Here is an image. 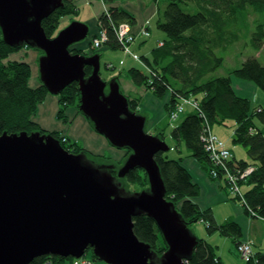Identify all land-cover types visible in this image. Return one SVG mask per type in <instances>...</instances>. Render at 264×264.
Masks as SVG:
<instances>
[{
	"label": "water",
	"instance_id": "95a60500",
	"mask_svg": "<svg viewBox=\"0 0 264 264\" xmlns=\"http://www.w3.org/2000/svg\"><path fill=\"white\" fill-rule=\"evenodd\" d=\"M62 0H0L2 40L34 47L41 85L58 96L77 82L78 109L95 132L115 148L130 150L116 170L95 164L83 153L66 151L59 140L38 130L0 135V264H29L40 256L79 258L88 249L107 264H187L196 236L165 185L155 154L165 140L145 130L146 119L129 108L118 79L101 77L97 53L74 54L88 38L86 23L72 21L52 38L41 21ZM85 66L92 68L86 74ZM135 168L148 177L147 189L126 193L118 178ZM148 215L167 249L160 255L134 233L133 218Z\"/></svg>",
	"mask_w": 264,
	"mask_h": 264
},
{
	"label": "trees",
	"instance_id": "16d2710c",
	"mask_svg": "<svg viewBox=\"0 0 264 264\" xmlns=\"http://www.w3.org/2000/svg\"><path fill=\"white\" fill-rule=\"evenodd\" d=\"M99 1L106 5L98 17L99 30L107 35L103 45L112 50L121 48L115 27L120 23H127L132 27L135 25V18L127 10L116 5L115 2L118 0ZM162 1L165 2V6L160 10L155 23L156 29L164 36L157 39L156 47L152 49V59L148 60L146 56L139 55L143 64L151 68L153 73L149 76L140 69L130 67L127 75L136 87L142 86L145 89L147 88L145 83H148L149 91L151 90L155 97L159 99L169 97L164 102L167 112L174 109L182 98L189 99L196 104L197 107L186 112L181 117V121L171 128V138L176 142H182L190 156L198 160L205 170L212 169L215 173V180L222 182L223 190H227L230 185L226 177V173L229 172L233 176L234 183L241 190L242 196L239 198L237 195L232 196L227 193L228 198L241 203L244 211L251 218L255 216L264 218V132L254 125L255 120L264 125V108L259 105L253 106L247 97L234 92L231 83L232 75L240 80L253 83L264 93V65L258 61L256 56H250L246 57L239 67L229 70L227 75L211 74L223 63V58L215 52L216 49L223 51L233 42L238 41L240 37L238 30L240 15L250 10L264 14V0ZM180 4H191L197 11L186 12ZM77 12L78 7L74 0H62V6L41 21L46 35L52 38L58 29L60 18ZM252 23L253 30L248 37L249 45L254 50H259L264 44V20L255 19ZM142 29L145 31L139 33V37L148 39L151 36L150 28L142 27ZM90 38L92 37L89 36L84 40L91 42ZM135 41L136 38L131 44ZM75 44L72 45L71 52L83 54L81 48ZM31 50L38 51L25 44H20V46L6 44L2 40L0 29V135L3 132L13 134L26 131L30 133L36 130L40 133L50 132L66 151L75 154L83 153L95 164L100 165L96 159L98 156L103 157L101 154L95 156L94 153L84 149L78 141L70 140L58 130H44L38 124L36 118L38 106L49 95V92L44 85H41L39 73L33 70V64L29 60ZM38 52L42 54L41 51ZM85 70L86 74H89L92 68L85 66ZM126 97L129 99V108L138 112L140 99L136 96L127 95ZM78 99L77 82L65 86L57 96L59 105L56 117L63 118L64 110L68 106H73L77 108V113H82L78 109ZM185 106L189 105L183 103V111L180 114L185 112ZM63 121L65 122L66 119ZM88 121L90 122L89 119ZM226 122L231 124V127L234 126L232 142L245 148L249 160L236 159L232 154L231 157L219 163L209 157V151L205 148V126H209L212 130V125L226 126ZM90 124L93 128V123L90 122ZM155 134L164 140L163 128ZM125 152H127L126 159L131 152L129 149H125ZM165 153L166 151L155 154V161L158 163L165 185V197L178 208L185 224L190 226L203 220L207 223L205 229L208 234L216 232L229 237L237 247L242 236L239 224L233 218L217 223L209 207L202 209L199 204L193 202V198L197 197L200 192L198 184L192 181L189 171L182 163V158L171 159ZM249 166L254 169L249 174L240 177L242 171ZM125 179L129 183L141 185L142 189H147L149 185L147 174L140 168L129 171ZM133 226L137 237L149 243L156 253L160 255L167 249L168 246L151 217L148 215L135 216ZM89 256L92 260L97 259L92 250ZM190 256L187 264H223L215 253V247L200 237L196 238L195 247ZM44 260H49L53 264H65L70 257L40 256L31 260L29 264H42ZM247 261L264 264V254L253 252V256Z\"/></svg>",
	"mask_w": 264,
	"mask_h": 264
},
{
	"label": "crops",
	"instance_id": "0c3cea01",
	"mask_svg": "<svg viewBox=\"0 0 264 264\" xmlns=\"http://www.w3.org/2000/svg\"><path fill=\"white\" fill-rule=\"evenodd\" d=\"M96 0H74L75 5L78 7V9H81L83 6H86L87 4L88 9L90 10V17L89 19H85L83 21H88V26L89 28V36L94 37V35L99 31V25L96 24V21L98 17L100 16L101 11L105 8V4H102L99 0L101 9L99 7L93 8ZM81 2V3H80ZM163 2V1H162ZM118 7L123 8L124 10H127L129 13H131L134 18H135V25L132 26L133 32H137V30H140V27H142L143 23L146 22L143 27L144 28H150L149 31L151 32V27H154L156 29V20L158 17V14L160 13V10L162 9V3L160 0H125V1H116L115 2ZM164 3V2H163ZM157 30V29H156ZM158 31V30H157ZM151 34V33H150ZM136 37V43L132 44L135 46V53L141 55V56H146L148 59H152V49L156 47V42L153 44L148 43V39L146 40L145 38L143 39L142 37H139L137 35ZM164 36V35H163ZM91 39V38H90ZM161 39V38H160ZM86 40L77 42L75 46L83 49L86 47ZM80 45V46H78ZM106 51V49H105ZM104 51V52H105ZM264 51V44L263 46L259 49L258 56H261ZM38 54V51H33L29 53V60L33 64H35L37 68V63H36V55ZM120 55V54H118ZM255 57V56H253ZM101 59V58H100ZM126 58L122 59V64L126 63ZM38 61V60H37ZM129 65L127 67L121 66L120 68L117 69V71H114L113 75L118 76V81L120 84V88L122 92L127 96L130 97H139V95H136L135 93H140V101L138 104V108L141 109L142 111H152L154 112L153 115L149 116L150 120V125L149 129H152V127L160 128L161 129L164 127L162 126L164 123V117L167 118V116L164 113V108L161 106L168 100L169 97L165 96L166 100L160 101L161 99L152 96L151 91H147L148 93L145 92V89L140 90V88L136 87L132 81V79L127 75L128 68L134 67L137 69H146V66L141 63L134 61L132 58L128 59ZM137 63L141 65L142 67H136L134 66ZM114 67V66H113ZM123 72V75H122ZM37 73V71H36ZM109 74V77L112 76ZM215 75V74H213ZM227 75V74H226ZM219 76V75H215ZM223 76V75H222ZM231 83L232 87L234 89V92L237 94L247 97L250 100V103L253 106H261L264 108V96H261L259 93H257V88L253 83H250L248 81H243L238 79L237 77H234L231 75ZM259 89V88H258ZM50 99V98H49ZM57 100V96H56ZM52 101V100H51ZM54 102V107L56 102ZM153 102V104H151ZM162 103V104H161ZM148 104H151V107H149ZM59 105V103H58ZM158 106L160 109H158ZM39 107V106H38ZM58 109V107H57ZM57 109H56V114H57ZM157 110L159 114H157ZM192 111L191 106H185V112L179 117H183L186 112ZM156 112V115H155ZM77 113V112H76ZM75 113V114H76ZM55 114V115H56ZM82 114V113H81ZM37 118L38 124L41 126V121ZM168 119V118H167ZM168 123V122H166ZM43 125V124H42ZM176 125V124H175ZM254 125H256L257 128L261 129L264 132V125L260 123L259 121L255 120ZM169 126V125H168ZM174 126V125H173ZM233 126V124H232ZM89 129H91L93 132L95 131L91 124L88 123ZM212 132L220 137L224 142L226 147L230 148L233 157L236 159H243V160H248L249 157L246 156L243 147L231 143L232 137H233V130L234 126L231 128L230 126H224L222 124H215L214 126L212 125ZM227 127V128H226ZM42 128V126H41ZM171 131V128L173 127H166ZM229 129L227 133V139H229V142L227 143V139L223 138V135H226L225 130ZM43 129V128H42ZM46 129V128H45ZM44 129V130H45ZM48 130V129H46ZM50 130V129H49ZM57 130V129H56ZM56 130H50V131H56ZM59 131V130H58ZM158 131H153L154 133L159 132ZM96 133V132H94ZM68 136L71 140V136ZM103 137V136H102ZM105 141H107L105 139ZM174 147H176L177 151L181 152L178 156L174 158H182V163L186 167L187 171H189L191 175L192 181H194L196 184L199 186V194L197 197L193 198V202H196L199 204V206L202 209L210 208L211 211L213 212L215 221L217 223H220L226 219L233 218L235 222H237L240 226V232L242 233V236L240 237V241L245 240V239H250L252 240L253 243V248L252 251L255 252H260L264 254V218L255 216V217H250L247 215V213L244 211V208L241 203H238L237 201H233L227 196V192L221 188V185L218 184L217 182H214L212 180H209L207 177L208 170H205L200 162L198 160H194L187 149H185L183 143L175 142L174 141ZM182 144L184 147V151L180 149V145ZM172 148V146H171ZM88 151L91 150L90 148L87 149ZM94 153V152H92ZM94 154H101V153H94ZM172 158V159H174ZM219 181V180H218ZM190 229L192 234H194L197 238H202L204 239L208 244H211L213 247H215V253L216 250L219 249L218 253L216 255L219 257L220 261L223 262V264H234L237 263V258H240V255L237 253V248L235 244L231 241V238L223 236L219 233H211V234H206L204 231V226L201 222H196L190 225ZM231 242V243H230ZM222 244V245H221ZM222 246L224 248L227 247L226 253L223 252ZM242 260V259H241ZM244 261H247L243 259Z\"/></svg>",
	"mask_w": 264,
	"mask_h": 264
},
{
	"label": "rangeland",
	"instance_id": "374dc122",
	"mask_svg": "<svg viewBox=\"0 0 264 264\" xmlns=\"http://www.w3.org/2000/svg\"><path fill=\"white\" fill-rule=\"evenodd\" d=\"M162 3L161 8L163 9L165 6V2L163 3L162 0H160ZM81 3V2H80ZM92 4H94L93 8L99 7L101 9V6L99 4V2L95 1ZM88 4L86 6H83L81 9H78V12L75 14H72L70 16H62L60 18V22L58 24V29L56 30V33H58L59 31L62 30V28H64L66 25L70 24L72 21H79L81 23H86L88 26V21H83L86 18L89 19L88 17H90V10L88 9ZM181 8L186 11V12H195L197 11L194 7H192L191 4L189 5H184V4H180ZM240 21L238 23V30H239V39L236 42H233V44L229 45L225 50H221L220 49H216L215 52H217L218 55L222 56L223 58V63L221 66H219L217 69H215L213 71V73H211L212 75H219V76H224L226 74H228V71L231 69H234V67H239L242 63V61L246 58V57H250V56H256L258 61L261 62V64L264 65V51L262 53L261 56H258L259 50H254L250 45H249V34L252 32L253 30V20H257V19H261L264 20V14L263 13H257V12H252L250 10V12H246L244 11L240 17H239ZM96 24L98 25V19L96 21ZM147 24L146 22L143 23L142 27ZM119 25V24H118ZM90 28V26H88ZM142 27H140V30L138 29L137 32H133V29L131 27V33L134 34V38H136V36L142 32ZM151 27V36L148 37V43L149 44H153L157 41L158 38H162L163 37V33H161L159 30L157 31L154 27ZM117 26L115 27V31H116ZM55 33V34H56ZM90 34V33H89ZM92 42V41H91ZM123 44L125 45V40H122ZM136 43V42H135ZM134 44V43H133ZM120 45H122V43L120 42ZM131 50L135 51V46H133L132 44H129ZM126 46V45H125ZM127 47V46H126ZM106 49V51H105ZM81 51H83V55L85 56H92L95 53L98 54V56L101 58L100 59V75L103 79L110 80L111 78H115L116 76L111 74L114 71H117L118 68H120L121 66L123 67H127L129 65L128 59L132 58L134 61H136L137 59L132 56L129 52H125V50L123 49V45L121 46V48H116V50H112L110 48H108L107 46H104L103 44H101L100 46L98 45H92L90 42H87L86 47H84L83 49H81ZM105 51V52H104ZM136 52V51H135ZM126 53V54H125ZM128 53V54H127ZM120 54V55H118ZM139 55V54H137ZM40 54L38 53L36 55V59L37 57H39ZM127 59L126 63L122 64V59ZM149 60V59H148ZM38 61L36 60V63ZM136 67H142L141 65L134 63ZM37 65V64H36ZM109 66H114L115 68H110ZM33 68L35 69V71H37V68L35 66V64H33ZM137 69V68H135ZM138 70V69H137ZM141 71H143L145 74H149L152 75L153 71L151 68H148L146 66V69H141ZM146 71V72H145ZM38 73V71H37ZM109 74H111L112 76L109 77ZM123 75V72H122ZM116 79V78H115ZM150 83V82H149ZM146 87L145 88V92L148 93L150 87H148V83H145ZM138 88H140V90L144 89L142 86H139ZM148 91V92H147ZM151 91V90H150ZM152 93V92H151ZM257 93H259L261 96H264V93L257 88ZM136 95H139V99H140V93H135ZM152 96H154V94H151ZM155 97V96H154ZM50 98V99H49ZM52 100V101H51ZM53 100L56 102L55 107H54V102ZM166 98L163 99V101H165ZM162 101V98L161 100ZM151 104H153V102H151ZM151 104H148L149 107H151ZM162 104V103H161ZM188 104V103H187ZM189 106H191L190 104H188ZM164 108V113L167 116L164 117V123L162 126L164 131H165V136H164V140L166 141V143L168 144L169 148L167 149L165 155L168 158H174L176 156H178L181 152L177 151L176 147H174V139L171 138L170 136V131L167 127H173V125L178 124L181 119L179 118V116H181L182 114H178V118H170V116L172 117V113L175 111L172 110L167 112L166 108H165V104L161 105ZM58 107V102L56 100V96L49 94L45 97V99L42 101V103L39 105L38 110H37V117L38 119L41 121V126L43 129H48V131L50 130H59L60 133H63L64 135H69L71 136V139L74 141H78L79 143H81L82 147H84V149L86 148V150L88 148H90L91 150H89L91 153H101L100 157L98 156V159H96L97 162L101 163V164H114V169H118L119 167H121V165L123 164V162L125 161V156L126 153L125 152V148H120L117 149L115 148L110 142L105 141V137H102V135L99 134V132L94 135V132L89 129L88 127V123L90 124V122L88 121V119H86L81 113H76L77 112V108L73 107V106H68L65 108L64 112H65V116L63 118H58L56 117V109ZM195 106H191V108H193ZM139 109V108H138ZM158 109L159 106H158ZM58 110V109H57ZM178 112V111H177ZM76 113V114H75ZM137 113H141L145 116L146 119V123H145V130L147 132H149L150 134H155L153 131H162L161 127L160 128H156L155 126L152 127V129H149V125H150V118L149 116L153 115L154 112H150V111H142L141 109H139V111ZM56 114V115H55ZM157 114H159L158 110H157ZM156 115V112H155ZM66 119V121L64 122L63 120ZM168 122V123H166ZM227 123V122H226ZM43 124V125H42ZM169 125V126H168ZM228 126L231 127V124H228ZM226 125V126H227ZM214 126V125H213ZM227 128V127H226ZM225 128V129H226ZM232 128V127H231ZM50 129V130H49ZM229 129L225 130L226 135H223L222 137L227 139V133H228ZM156 135V134H155ZM233 139V137H232ZM176 142V141H175ZM229 142V139H227V143ZM105 143V144H104ZM231 143H233L231 141ZM234 144V143H233ZM180 145V149L182 151H184V147L182 144ZM239 145V144H237ZM172 146V148H171ZM241 146V145H239ZM242 147V146H241ZM244 152L246 154V150L243 147ZM117 150H119V154L116 155L118 152ZM209 157L212 158V154L209 152ZM95 156H97V154H95ZM247 156V154H246ZM249 160V159H248ZM116 170H113L112 172L114 173V175L116 174ZM240 177H243L245 175L240 174ZM207 177L209 178V180H212L214 182H217L218 184H222V182L215 180V175L213 174V170L209 169ZM118 181L121 182L122 186L124 187L126 193H133V192H138L142 189V186L136 183H129L127 181V179H125V177L123 178H118ZM149 186V185H148ZM230 186V185H229ZM228 187V185H227ZM228 192L230 193V195L232 196H238L239 198L242 196L241 190L239 193H235L232 192L230 190V188L228 187ZM225 190V191H227ZM243 200V199H241ZM199 222H201L204 226V231L207 234V231L205 229V226L207 225V223H205V221L203 220H199ZM190 227V226H189ZM231 243V242H230ZM222 245V244H221ZM223 252L226 253L227 251V247L224 248L222 246L221 249ZM226 250V251H225ZM219 249L216 250V253H218ZM90 254V250H88L86 252L87 257L89 258ZM94 264H107L105 261H100L97 259H94ZM225 264V263H224ZM234 264H254L252 261H244L241 260L240 258H237V263Z\"/></svg>",
	"mask_w": 264,
	"mask_h": 264
},
{
	"label": "built area",
	"instance_id": "2783aa9c",
	"mask_svg": "<svg viewBox=\"0 0 264 264\" xmlns=\"http://www.w3.org/2000/svg\"><path fill=\"white\" fill-rule=\"evenodd\" d=\"M141 30L142 32L145 31V29H141ZM116 35L118 36L119 41L122 43L125 52H129L132 56H134L137 59L136 60L137 62L139 61L143 63L142 60L140 59V56L133 53V51L130 49L129 44H131L135 36L134 34L131 33V27L129 26V24L120 23L116 28ZM106 39H107V35H105V32L99 30L95 35V37L91 40L92 41L91 46L93 44L100 46L101 44H103V42ZM122 40H125V45L127 47L123 44ZM183 103H188L191 106L197 107L196 104L191 100L182 98L181 100H179L178 104H176L175 108L173 109L175 111L172 113V117L170 116V118L172 119L175 118L176 116H178L179 113H181V111H183V107H182ZM204 137H205V148L212 154V158H214L213 160L215 162L221 163L223 160H226L232 156L231 151L228 148H226L225 142L220 137L215 135L212 132L211 128L207 125L205 126ZM253 169L254 168H252L251 166L246 167V169L243 170L241 174L247 175ZM213 174L215 175L214 171ZM226 177L227 180L230 181V186H229L230 190L232 192L239 193L240 190L238 186H236V184L234 183L233 176L229 172H227ZM236 248L238 254L242 259L247 260L253 256V251H252L253 243L252 240L250 239L242 240ZM42 264H53V262L49 260H44ZM65 264H94V260L88 258L87 255H82V257L79 258H74V257L70 258V260H67Z\"/></svg>",
	"mask_w": 264,
	"mask_h": 264
},
{
	"label": "bare ground",
	"instance_id": "6f19581e",
	"mask_svg": "<svg viewBox=\"0 0 264 264\" xmlns=\"http://www.w3.org/2000/svg\"><path fill=\"white\" fill-rule=\"evenodd\" d=\"M78 46H80V45H78ZM33 64V63H32ZM33 70L35 71V69L33 68ZM36 72V71H35ZM96 133H94V135H95ZM105 144V143H104ZM117 154L116 155H118L120 152H119V150H117ZM158 164V163H157ZM197 238V237H196ZM242 259V258H241ZM243 260V259H242Z\"/></svg>",
	"mask_w": 264,
	"mask_h": 264
},
{
	"label": "flooded vegetation",
	"instance_id": "af4514ba",
	"mask_svg": "<svg viewBox=\"0 0 264 264\" xmlns=\"http://www.w3.org/2000/svg\"><path fill=\"white\" fill-rule=\"evenodd\" d=\"M101 164V163H100ZM104 165H107V164H104ZM112 170H114V168H112ZM112 174H114L112 171H111ZM116 175V174H115Z\"/></svg>",
	"mask_w": 264,
	"mask_h": 264
},
{
	"label": "clouds",
	"instance_id": "9594fccd",
	"mask_svg": "<svg viewBox=\"0 0 264 264\" xmlns=\"http://www.w3.org/2000/svg\"><path fill=\"white\" fill-rule=\"evenodd\" d=\"M86 255V254H85Z\"/></svg>",
	"mask_w": 264,
	"mask_h": 264
}]
</instances>
